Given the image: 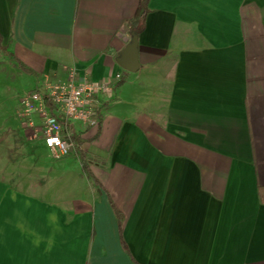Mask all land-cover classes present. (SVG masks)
<instances>
[{"label":"crops","instance_id":"0c3cea01","mask_svg":"<svg viewBox=\"0 0 264 264\" xmlns=\"http://www.w3.org/2000/svg\"><path fill=\"white\" fill-rule=\"evenodd\" d=\"M138 1L0 0V264H264V0H147L129 72ZM65 67L113 96L55 159L16 109Z\"/></svg>","mask_w":264,"mask_h":264},{"label":"built area","instance_id":"2783aa9c","mask_svg":"<svg viewBox=\"0 0 264 264\" xmlns=\"http://www.w3.org/2000/svg\"><path fill=\"white\" fill-rule=\"evenodd\" d=\"M65 77L45 80L18 98L16 116L29 138L41 139L55 159L74 149L72 127L75 123L96 126L103 106L112 99L113 85L77 76L74 68H64ZM116 79L120 78L117 74Z\"/></svg>","mask_w":264,"mask_h":264},{"label":"water","instance_id":"95a60500","mask_svg":"<svg viewBox=\"0 0 264 264\" xmlns=\"http://www.w3.org/2000/svg\"><path fill=\"white\" fill-rule=\"evenodd\" d=\"M130 39L122 48L118 63L126 71L134 72L139 68L138 62V36L135 31L131 30L129 33Z\"/></svg>","mask_w":264,"mask_h":264},{"label":"trees","instance_id":"16d2710c","mask_svg":"<svg viewBox=\"0 0 264 264\" xmlns=\"http://www.w3.org/2000/svg\"><path fill=\"white\" fill-rule=\"evenodd\" d=\"M146 4H147V0H139L136 12H135L134 16L132 17V19H130V21H129L130 28L133 29L137 35L142 30L144 15L147 12ZM19 66L22 68V65H19ZM122 79L123 78L120 77V81ZM82 164L84 166V169H86L85 164L84 163H82Z\"/></svg>","mask_w":264,"mask_h":264},{"label":"rangeland","instance_id":"374dc122","mask_svg":"<svg viewBox=\"0 0 264 264\" xmlns=\"http://www.w3.org/2000/svg\"><path fill=\"white\" fill-rule=\"evenodd\" d=\"M0 73H7V74H9L8 73V68L6 67V66H2V65H0ZM19 90H21V89H19ZM18 90V91H19ZM3 101V100H2ZM29 148H30V145H28V146H23V150H24V152H28L29 151ZM50 154V153H49Z\"/></svg>","mask_w":264,"mask_h":264}]
</instances>
